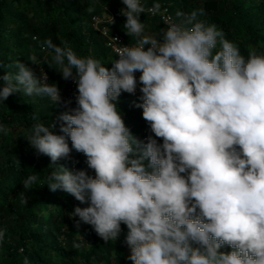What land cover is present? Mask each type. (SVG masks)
Instances as JSON below:
<instances>
[{"label":"clouds","instance_id":"1","mask_svg":"<svg viewBox=\"0 0 264 264\" xmlns=\"http://www.w3.org/2000/svg\"><path fill=\"white\" fill-rule=\"evenodd\" d=\"M122 3L123 30L137 39L129 47L112 37L118 59L111 68L78 56L67 42H43L41 51L51 55L45 63L76 84V107L29 130L24 139L50 158L52 171L43 181L37 172L27 175L23 189L41 182L88 204L70 217L106 243L126 225L133 264H264V53L242 55L215 24L198 19L202 10H178L175 20L164 17L158 35H146L140 14L162 15L161 4ZM28 61L41 64L36 55ZM14 67L0 75V102L20 92L71 103L42 69L38 77L20 60ZM136 72L142 102L134 106L154 134L146 141L132 134L116 103L122 93L135 94ZM73 150L86 156L94 176L57 165ZM5 235L0 229V243Z\"/></svg>","mask_w":264,"mask_h":264},{"label":"trees","instance_id":"2","mask_svg":"<svg viewBox=\"0 0 264 264\" xmlns=\"http://www.w3.org/2000/svg\"><path fill=\"white\" fill-rule=\"evenodd\" d=\"M142 1L146 7L167 3L174 15L178 10L185 13L202 10L203 15L198 19L215 24L226 39L239 47L242 55L247 56L251 50L264 53V0ZM125 7L122 0H0V75L15 72L14 64L20 60L32 67L38 77L39 68H43L51 83L65 89L71 80H64L55 68L45 63V58L51 61V55L41 51L47 39L57 45L67 42L78 56L92 55L111 68L118 57L94 30L92 16L112 14L115 19L114 24L109 23L112 30L120 32L133 45L137 38L129 37L123 30L126 18L120 15V9ZM140 20L145 24L146 35L156 36L164 28L159 19L146 14L141 13ZM30 55H36L41 64H31L27 57ZM141 102L140 97L122 93L116 103L126 126L143 140L144 131L150 126L142 117V109L134 106ZM64 111L47 97H28L20 92L0 102V123L8 128L7 134L0 133V229H6L5 239L0 243V264H25V261L27 264H133L125 243L126 225L121 224L122 231L116 241L106 243L90 225L80 222L77 227L79 217H70L76 206L83 208L88 204H81L65 192H52L41 182L27 191L23 189L22 181L27 175L37 172L43 181L52 171L48 168L50 158L37 156L24 138L35 123L48 125ZM33 113L39 116V121L32 119ZM54 132L60 134L58 124ZM157 140L163 143L161 138ZM86 161L83 153L73 150L69 159H60L57 165L75 167L94 176L95 173L88 172ZM74 241L82 243V247L73 248ZM221 251L227 253L232 249L224 246Z\"/></svg>","mask_w":264,"mask_h":264},{"label":"built area","instance_id":"3","mask_svg":"<svg viewBox=\"0 0 264 264\" xmlns=\"http://www.w3.org/2000/svg\"><path fill=\"white\" fill-rule=\"evenodd\" d=\"M143 3V1H142ZM151 7V6H150ZM161 14L158 15H151L149 13H143L148 15L151 18H157L160 20V22L163 24L164 28L166 27L165 23H164V17L165 16H169L172 17L174 20L176 19L175 15L171 12L170 10V5L167 3L162 4L161 7ZM113 17L112 14H109ZM92 26L94 28L95 31H97L98 33L101 34V36L105 39V43L106 46L111 50V53L113 55H115L117 57V53L115 51V42L113 41L112 37H116L117 39V43L120 44V46L124 45H128L129 47L134 46L135 44L131 45L127 42L126 38L118 31H114L112 30V28L110 27L109 23H108V17H107V13L104 14L103 16H99V15H93L92 16ZM36 39V38H35ZM147 48V46H146ZM41 69L43 70V72L46 73V71L43 68H39L40 74H41ZM48 75V74H47ZM141 75L140 72H136L135 76L137 78L138 84H137V89L135 94H129L131 97H141L142 93L140 92V87L141 85L139 84V76ZM48 84H52L49 76H48V80H47ZM61 91V97H62V101L68 102L70 101L71 103H67V104H60L58 106L62 107L65 111H70L72 108H75L74 104H75V90H76V84L74 83L73 80H71L68 84L67 87L65 89H61L59 88ZM128 94V93H127ZM149 135H154L153 133H151L150 128L145 129L144 131V138L143 140L146 141L147 137ZM74 167V166H73ZM75 169V167H74ZM90 173H94V170L89 169Z\"/></svg>","mask_w":264,"mask_h":264},{"label":"rangeland","instance_id":"4","mask_svg":"<svg viewBox=\"0 0 264 264\" xmlns=\"http://www.w3.org/2000/svg\"><path fill=\"white\" fill-rule=\"evenodd\" d=\"M203 1H204V0H199L200 3H203ZM27 57H29V56H27Z\"/></svg>","mask_w":264,"mask_h":264}]
</instances>
